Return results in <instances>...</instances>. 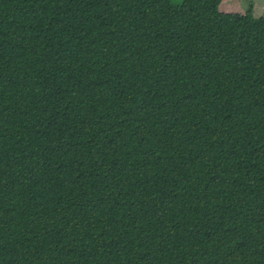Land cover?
<instances>
[{"label":"trees","instance_id":"16d2710c","mask_svg":"<svg viewBox=\"0 0 264 264\" xmlns=\"http://www.w3.org/2000/svg\"><path fill=\"white\" fill-rule=\"evenodd\" d=\"M248 1L0 0V264H264Z\"/></svg>","mask_w":264,"mask_h":264},{"label":"rangeland","instance_id":"374dc122","mask_svg":"<svg viewBox=\"0 0 264 264\" xmlns=\"http://www.w3.org/2000/svg\"><path fill=\"white\" fill-rule=\"evenodd\" d=\"M171 2L178 5L181 0H171ZM248 6V0H222L219 8L223 12L245 13ZM253 10L255 16H264V0H253Z\"/></svg>","mask_w":264,"mask_h":264}]
</instances>
